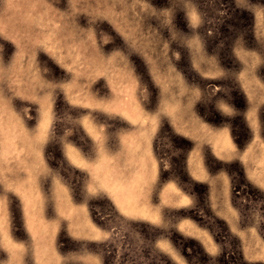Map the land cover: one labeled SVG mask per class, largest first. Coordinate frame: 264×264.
<instances>
[{"label": "rangeland", "instance_id": "1", "mask_svg": "<svg viewBox=\"0 0 264 264\" xmlns=\"http://www.w3.org/2000/svg\"><path fill=\"white\" fill-rule=\"evenodd\" d=\"M0 264H264V0H0Z\"/></svg>", "mask_w": 264, "mask_h": 264}, {"label": "bare ground", "instance_id": "2", "mask_svg": "<svg viewBox=\"0 0 264 264\" xmlns=\"http://www.w3.org/2000/svg\"><path fill=\"white\" fill-rule=\"evenodd\" d=\"M228 23H229V22H228ZM228 23H227V24H228ZM231 25H232V24H231ZM239 31H240V30H239ZM229 55H230V54H229ZM30 66H31V65H30ZM66 83H67V82H66ZM9 112H10V111H9ZM78 164H79V163H78ZM174 190H175V189H174ZM141 212H142V211H141ZM138 214H139V213H138ZM142 215H143V214H142Z\"/></svg>", "mask_w": 264, "mask_h": 264}]
</instances>
